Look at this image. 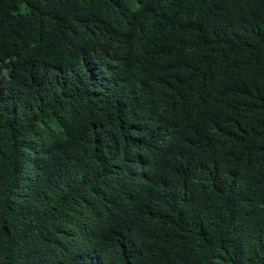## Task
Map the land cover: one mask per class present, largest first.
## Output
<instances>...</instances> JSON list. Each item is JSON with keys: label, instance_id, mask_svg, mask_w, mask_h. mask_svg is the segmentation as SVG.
I'll return each instance as SVG.
<instances>
[{"label": "trees", "instance_id": "16d2710c", "mask_svg": "<svg viewBox=\"0 0 264 264\" xmlns=\"http://www.w3.org/2000/svg\"><path fill=\"white\" fill-rule=\"evenodd\" d=\"M0 264H264V0H0Z\"/></svg>", "mask_w": 264, "mask_h": 264}]
</instances>
